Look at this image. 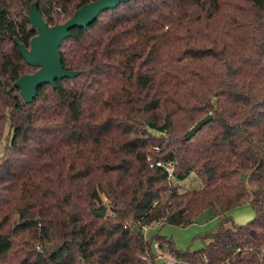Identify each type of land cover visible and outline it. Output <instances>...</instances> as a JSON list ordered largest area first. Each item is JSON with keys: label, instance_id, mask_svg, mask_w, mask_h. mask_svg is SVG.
I'll list each match as a JSON object with an SVG mask.
<instances>
[{"label": "trees", "instance_id": "obj_1", "mask_svg": "<svg viewBox=\"0 0 264 264\" xmlns=\"http://www.w3.org/2000/svg\"><path fill=\"white\" fill-rule=\"evenodd\" d=\"M92 1L0 0V264H145L155 241L191 261L264 264V0L121 3L62 42L79 74L26 103L13 84L38 69L16 43L37 34L31 5L54 25ZM247 203L254 218L235 223ZM205 211L219 223L200 250L144 234Z\"/></svg>", "mask_w": 264, "mask_h": 264}, {"label": "water", "instance_id": "obj_2", "mask_svg": "<svg viewBox=\"0 0 264 264\" xmlns=\"http://www.w3.org/2000/svg\"><path fill=\"white\" fill-rule=\"evenodd\" d=\"M128 1L130 0H94L77 9L64 23L54 25L48 24L39 10L38 3H33L26 18L32 28L37 30V34L31 39L29 47L16 39L25 61L38 68L34 73L22 75L13 84V88L19 89L24 101L26 103L33 102L38 95L39 88L44 84L56 86V82L59 80L77 76L78 71L67 70L63 65L60 51L62 42L70 36L71 30L87 28L96 21L102 12L114 9ZM211 119L212 114H208L199 120L186 133L185 138L187 140L192 138ZM246 179L247 175L244 174L243 180ZM106 211L105 208L101 212H97L96 215L104 217Z\"/></svg>", "mask_w": 264, "mask_h": 264}, {"label": "rangeland", "instance_id": "obj_3", "mask_svg": "<svg viewBox=\"0 0 264 264\" xmlns=\"http://www.w3.org/2000/svg\"><path fill=\"white\" fill-rule=\"evenodd\" d=\"M144 38L141 36H130L125 39V43L129 44L132 48H140L143 45ZM9 125L6 126L4 139L0 142V155L3 152V148L6 144L5 137L8 135ZM192 182L187 180L184 184L188 188ZM235 223L245 224L252 220L255 216L253 207L250 204H242L236 207L229 213ZM219 223L218 218L210 219L209 212H203L197 219L196 223L193 225L182 228L173 225H165L161 228L153 227L150 235L160 233V235L167 236L171 238L175 244L176 249L180 251H197L204 247L208 239L205 238L206 235L216 231ZM155 228V229H154ZM149 230V231H150Z\"/></svg>", "mask_w": 264, "mask_h": 264}, {"label": "built area", "instance_id": "obj_4", "mask_svg": "<svg viewBox=\"0 0 264 264\" xmlns=\"http://www.w3.org/2000/svg\"><path fill=\"white\" fill-rule=\"evenodd\" d=\"M151 166L163 167L168 172L169 177L174 178L175 166L172 162L157 161L155 163H151ZM158 225L159 222L155 223L153 226H144V234H148L151 228ZM153 249L155 251V257L153 258V260L146 256L141 257V260L146 262L145 264H211L207 259H205L204 261H191L173 256L169 251H162L157 241L153 243Z\"/></svg>", "mask_w": 264, "mask_h": 264}]
</instances>
